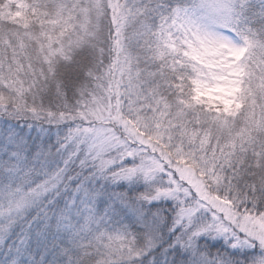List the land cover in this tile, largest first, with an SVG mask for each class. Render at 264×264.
Instances as JSON below:
<instances>
[{"label":"snow or ice","instance_id":"1","mask_svg":"<svg viewBox=\"0 0 264 264\" xmlns=\"http://www.w3.org/2000/svg\"><path fill=\"white\" fill-rule=\"evenodd\" d=\"M0 264H264V0H0Z\"/></svg>","mask_w":264,"mask_h":264}]
</instances>
